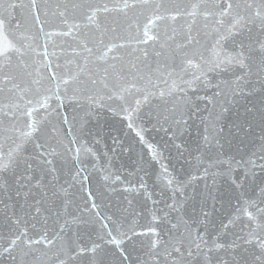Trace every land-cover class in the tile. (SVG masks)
<instances>
[{"label":"snow or ice","instance_id":"6c2138e0","mask_svg":"<svg viewBox=\"0 0 264 264\" xmlns=\"http://www.w3.org/2000/svg\"><path fill=\"white\" fill-rule=\"evenodd\" d=\"M0 264H264V0H0Z\"/></svg>","mask_w":264,"mask_h":264}]
</instances>
